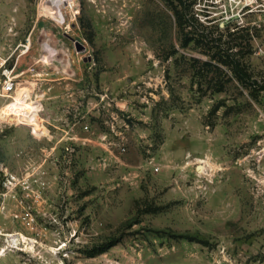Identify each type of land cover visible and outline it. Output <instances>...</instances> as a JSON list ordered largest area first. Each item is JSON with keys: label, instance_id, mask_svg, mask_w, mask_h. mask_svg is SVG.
I'll use <instances>...</instances> for the list:
<instances>
[{"label": "rangeland", "instance_id": "obj_1", "mask_svg": "<svg viewBox=\"0 0 264 264\" xmlns=\"http://www.w3.org/2000/svg\"><path fill=\"white\" fill-rule=\"evenodd\" d=\"M239 4L0 0V79L45 122L0 112V264H264V25Z\"/></svg>", "mask_w": 264, "mask_h": 264}, {"label": "built area", "instance_id": "obj_2", "mask_svg": "<svg viewBox=\"0 0 264 264\" xmlns=\"http://www.w3.org/2000/svg\"><path fill=\"white\" fill-rule=\"evenodd\" d=\"M234 1V0H230ZM240 2L239 5H237V9L235 11V14L239 16V13H260L263 16L262 23L264 25V0H261L262 2L259 3L258 0H238ZM234 11H224L223 17L225 20H229L233 16ZM232 15V16H231ZM4 62L2 63V65ZM15 64L12 66L3 65L1 70V79H0V94L2 96L8 97L10 101L6 104H12V101H15L14 97L16 95L17 90L19 89V86L17 84L18 78H17V72L14 71ZM22 83V82H21ZM30 92L28 95H25L23 93V96L21 97V102H27L31 101L32 106H29L28 104L23 105L22 107H19L20 110V116L22 120H25L28 116H36L41 118L42 124L45 125L44 119L41 116L42 113V107L40 102L37 100L30 99ZM5 104V105H6ZM24 123V122H22ZM29 126V125H28ZM34 133H37L34 131V129L29 126ZM86 127V126H85ZM48 130V129H47ZM38 134V133H37ZM3 236V239L5 243L9 245L16 246L18 243V239L20 238V235L18 232H6L1 234Z\"/></svg>", "mask_w": 264, "mask_h": 264}, {"label": "bare ground", "instance_id": "obj_3", "mask_svg": "<svg viewBox=\"0 0 264 264\" xmlns=\"http://www.w3.org/2000/svg\"><path fill=\"white\" fill-rule=\"evenodd\" d=\"M30 91V84L26 83L23 88H22V92L21 95L16 98L14 97L15 101H12V104H6L5 106L0 108V112H7L8 113V117H10L12 120H20L24 123H28L30 125H36L34 123H36L40 118L39 116H28L25 118V120H22L21 116H20V110L19 107H22L25 104H28L29 106H32L31 101H27V102H21V97L25 95H28ZM26 106V105H25ZM198 168H201L200 166H198Z\"/></svg>", "mask_w": 264, "mask_h": 264}, {"label": "water", "instance_id": "obj_4", "mask_svg": "<svg viewBox=\"0 0 264 264\" xmlns=\"http://www.w3.org/2000/svg\"><path fill=\"white\" fill-rule=\"evenodd\" d=\"M74 43L77 51H83L85 49V45H83L81 42L75 40Z\"/></svg>", "mask_w": 264, "mask_h": 264}]
</instances>
